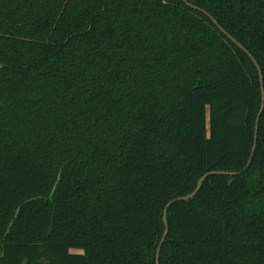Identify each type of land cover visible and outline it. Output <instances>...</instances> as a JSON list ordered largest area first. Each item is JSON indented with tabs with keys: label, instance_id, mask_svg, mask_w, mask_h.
<instances>
[{
	"label": "trees",
	"instance_id": "trees-1",
	"mask_svg": "<svg viewBox=\"0 0 264 264\" xmlns=\"http://www.w3.org/2000/svg\"><path fill=\"white\" fill-rule=\"evenodd\" d=\"M261 74L264 0H0V264H264Z\"/></svg>",
	"mask_w": 264,
	"mask_h": 264
},
{
	"label": "water",
	"instance_id": "water-1",
	"mask_svg": "<svg viewBox=\"0 0 264 264\" xmlns=\"http://www.w3.org/2000/svg\"><path fill=\"white\" fill-rule=\"evenodd\" d=\"M220 28H221V27H220ZM238 44H239V46H241V47H242V48H243V49H244V50H245V51H246V52H247V53L253 58V60H254V62H255V64H256V66H257L258 69H259V72L261 73L260 65H259V63L256 61V59L254 58V56H253V55H252V54H251L246 48H244L240 43H238ZM263 82H264V81H263V76H262V74H261V84H262V106H261V110H260V112H259V114H258V117H257V120H256V129H255L254 146H253V149H252L251 158H250V160H249V162H248V166H249V164L251 163V160H252V158H253V155H254L255 150H256V147H257L258 132H259V122H260L261 114H262L263 109H264V85H263ZM217 173H221V174H230V175H234V174H236V172L210 171V172L206 173V174L201 178V180L199 181V184H198L196 190H194L191 194L186 195V196H183V197H179L178 199H180V200H188V199L194 197V196L197 194V192L199 191V189L201 188L202 182H203L208 176L213 175V174H217ZM59 179H60V177L58 178V181H59ZM57 184H58V182L55 184V186H54V188H53V190H52V194H51V196L54 195V193H55V191H56V189H57ZM174 201H175V200H172V201L168 204V206L171 205ZM19 210H20V208L17 210V213L19 212ZM166 211H167V208H166ZM165 219H166V218H165ZM10 226H11V225H10ZM8 231H9V230H8ZM166 235H167V230H166L165 235H164V237L162 238V240H161V242H160V244H159V246H158L157 252H156V264H160L159 260H160L161 247H162V245H163V242H164V240H165Z\"/></svg>",
	"mask_w": 264,
	"mask_h": 264
}]
</instances>
